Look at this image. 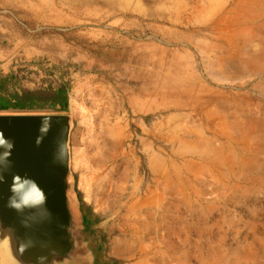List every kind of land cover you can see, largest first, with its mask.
Segmentation results:
<instances>
[{
	"label": "rangeland",
	"instance_id": "374dc122",
	"mask_svg": "<svg viewBox=\"0 0 264 264\" xmlns=\"http://www.w3.org/2000/svg\"><path fill=\"white\" fill-rule=\"evenodd\" d=\"M77 3V28L18 20L65 43L64 65L14 67L29 89L55 80L44 65L69 76L70 200L90 264L94 247L111 264H264V0ZM119 80L148 105L193 90L194 107L168 97L137 114ZM78 195L98 219L88 234Z\"/></svg>",
	"mask_w": 264,
	"mask_h": 264
},
{
	"label": "water",
	"instance_id": "95a60500",
	"mask_svg": "<svg viewBox=\"0 0 264 264\" xmlns=\"http://www.w3.org/2000/svg\"><path fill=\"white\" fill-rule=\"evenodd\" d=\"M63 114H0V262L75 264Z\"/></svg>",
	"mask_w": 264,
	"mask_h": 264
},
{
	"label": "crops",
	"instance_id": "0c3cea01",
	"mask_svg": "<svg viewBox=\"0 0 264 264\" xmlns=\"http://www.w3.org/2000/svg\"><path fill=\"white\" fill-rule=\"evenodd\" d=\"M55 4L52 0H0V72L8 74L14 68L17 61L21 60L26 63L46 59L55 65L63 66L67 59L65 43L55 41L54 39L44 36L41 40L29 39L25 36L23 30L18 26V20L30 25H40L47 30L60 31L66 27L77 28V21L82 18L81 4L77 0H70V4H66L62 0H56ZM69 27V28H71ZM51 34V32H48ZM76 40L74 43L75 51L81 49L82 34L75 33ZM77 52V51H76ZM111 54L108 53V58ZM126 61V60H125ZM135 78V77H134ZM179 86L185 83L179 81ZM118 95L125 99L128 108L140 114L142 108L151 110L169 108L170 105H163L164 101L172 99V103L178 110H186L193 108L194 92L193 90L185 91V89L176 92L167 93L168 98L158 100L160 93H150L146 97L149 105L141 103L140 91H133L127 85L125 80H119L116 83ZM96 214V213H94Z\"/></svg>",
	"mask_w": 264,
	"mask_h": 264
},
{
	"label": "trees",
	"instance_id": "16d2710c",
	"mask_svg": "<svg viewBox=\"0 0 264 264\" xmlns=\"http://www.w3.org/2000/svg\"><path fill=\"white\" fill-rule=\"evenodd\" d=\"M42 69V63L34 64ZM8 74L0 72V114H67L69 109L70 80L67 73L62 74L63 68L53 67L48 72V77L57 75V79L42 80L41 85L34 89L26 88L27 77L21 69L15 68ZM78 211L81 215V224L84 232L88 234L92 227L98 224V219L85 205L78 195ZM93 236V235H92ZM93 256V264H111L115 261H107L98 247L90 249Z\"/></svg>",
	"mask_w": 264,
	"mask_h": 264
},
{
	"label": "bare ground",
	"instance_id": "6f19581e",
	"mask_svg": "<svg viewBox=\"0 0 264 264\" xmlns=\"http://www.w3.org/2000/svg\"><path fill=\"white\" fill-rule=\"evenodd\" d=\"M71 211L73 213L74 223H75V215H74V212L72 210V207H71ZM74 263L75 264H90V258L88 256V254L84 251L83 246L80 244L74 252ZM0 264H2V263L0 262Z\"/></svg>",
	"mask_w": 264,
	"mask_h": 264
},
{
	"label": "built area",
	"instance_id": "2783aa9c",
	"mask_svg": "<svg viewBox=\"0 0 264 264\" xmlns=\"http://www.w3.org/2000/svg\"><path fill=\"white\" fill-rule=\"evenodd\" d=\"M45 66V69H47V70H50V69H52L53 67L52 66H50V65H44ZM53 77H54V79L56 80L57 79V75H53Z\"/></svg>",
	"mask_w": 264,
	"mask_h": 264
}]
</instances>
